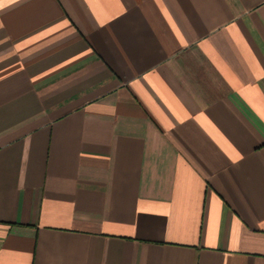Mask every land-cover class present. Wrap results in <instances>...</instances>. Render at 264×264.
I'll list each match as a JSON object with an SVG mask.
<instances>
[{"label": "crops", "instance_id": "1", "mask_svg": "<svg viewBox=\"0 0 264 264\" xmlns=\"http://www.w3.org/2000/svg\"><path fill=\"white\" fill-rule=\"evenodd\" d=\"M0 264H264V0H0Z\"/></svg>", "mask_w": 264, "mask_h": 264}]
</instances>
